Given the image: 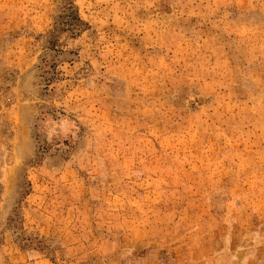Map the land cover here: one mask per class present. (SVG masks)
Masks as SVG:
<instances>
[{"label":"rangeland","instance_id":"1","mask_svg":"<svg viewBox=\"0 0 264 264\" xmlns=\"http://www.w3.org/2000/svg\"><path fill=\"white\" fill-rule=\"evenodd\" d=\"M0 264H264V0H0Z\"/></svg>","mask_w":264,"mask_h":264}]
</instances>
